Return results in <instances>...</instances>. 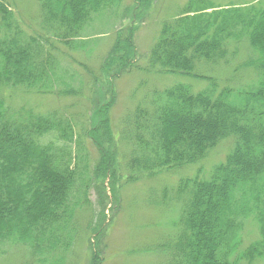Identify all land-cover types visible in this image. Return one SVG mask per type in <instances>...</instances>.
I'll return each mask as SVG.
<instances>
[{"label":"trees","instance_id":"1","mask_svg":"<svg viewBox=\"0 0 264 264\" xmlns=\"http://www.w3.org/2000/svg\"><path fill=\"white\" fill-rule=\"evenodd\" d=\"M121 2L38 0L43 33H30L12 5L0 0V93L77 94L80 90L72 86L76 77L61 64L49 38L69 49H85L95 21L113 19ZM121 29L95 83L111 82L135 68V29L123 34ZM245 41L251 55L232 72L252 71L256 79L235 85L236 78H229L232 86L221 85L219 78L197 73L200 64L230 65L237 55L232 46ZM147 59L151 71L205 80L206 86L196 91L179 82L154 89L127 115L121 140L131 147L128 181L198 163L222 140H234L208 177L196 173L179 179L169 198L181 205L177 234L158 244L169 254L164 264L264 259V4L250 0L219 7L210 0H188L178 16L161 24ZM96 124L77 133L74 120L60 111L14 110L0 96V258L9 243L27 249L30 260L24 264H71L82 236L81 212L91 207L90 189L107 179L109 158L118 146L111 122L104 117ZM50 135L63 148L53 140L43 142ZM83 137L101 152L94 170ZM74 143L76 155L68 150ZM61 149L68 154L63 156ZM251 216L260 238L235 254L244 220ZM90 252L91 264H102L96 251Z\"/></svg>","mask_w":264,"mask_h":264},{"label":"rangeland","instance_id":"2","mask_svg":"<svg viewBox=\"0 0 264 264\" xmlns=\"http://www.w3.org/2000/svg\"><path fill=\"white\" fill-rule=\"evenodd\" d=\"M7 1L12 5L24 29L30 33H43L40 28L41 11L38 0ZM187 1L144 0L142 4L137 5L136 0H122L115 8L116 14L113 19L95 21L90 35L85 38L88 41L85 49H69L55 37L50 36L51 45L55 46L53 52L69 73L76 77L72 81V86L80 90L77 94L40 95L23 89H6L0 93L7 106L14 110L31 108L39 113L54 110L64 113L77 124V133H81L82 126L90 128L92 124L97 125L96 122L99 123L105 117L111 122L114 134L118 135V146L116 150H112L113 155L109 158L111 167L107 179H101L99 187L94 186L90 189L91 207L81 212L82 236L74 246L71 264H91V250L96 251L99 258L101 257L102 264L167 262L169 254L160 249L158 244L168 242L177 234L181 205L173 197L171 200L169 198L179 179L196 173L201 177H208L213 167L225 159L233 145L232 138L224 139L198 163L162 171L155 176H143L135 182L127 179L130 176L127 162L131 147L121 140L127 115L140 102H145L146 95L154 89L161 90L179 82L191 84L196 91L206 86L205 80L162 74L148 69V53L158 36L161 24L178 16L180 8ZM210 1L214 6L225 7L244 4L250 0ZM261 3L264 4V0H261ZM103 21L105 23H102ZM101 24H104L103 29L97 30ZM119 28H122L120 30L122 34L127 33L130 28L135 29L134 42L138 51L135 68L114 78L115 80L111 82L95 83L93 77L102 76L101 65L108 58V51L116 40ZM232 48L237 51V55L233 56L230 65L221 64L212 67L200 64L197 66V73L217 77L221 80V85L226 84L225 82L228 83L226 85H231L230 82L235 78V85L256 79L252 71L240 68L238 73L232 72L233 68L248 58L251 52L248 43L246 41L237 43ZM223 79L227 81L223 82ZM109 103L107 111L103 114L101 109ZM98 109L101 110L99 114H97ZM97 132L100 138L102 129ZM42 140L43 142L53 140L58 147L63 148V143L58 142L51 135ZM83 141L89 153V162L93 166L90 168L94 170L95 165L101 160V152L90 139L83 137ZM107 146L105 145L106 149L110 148ZM68 150L76 155V143ZM68 150L61 149L59 152L65 156ZM164 190L168 192H163ZM166 197L168 200L163 203L162 199ZM98 228L99 234L96 232ZM259 238L258 223L251 216L244 220L235 254L242 253ZM3 248L5 253L0 258V264H24L30 260L29 253L24 247L7 243ZM240 264L247 263L242 260ZM253 264H264V259L258 258Z\"/></svg>","mask_w":264,"mask_h":264}]
</instances>
